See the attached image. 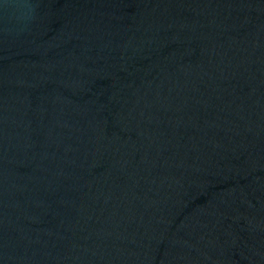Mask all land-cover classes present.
Masks as SVG:
<instances>
[{"label": "water", "instance_id": "water-1", "mask_svg": "<svg viewBox=\"0 0 264 264\" xmlns=\"http://www.w3.org/2000/svg\"><path fill=\"white\" fill-rule=\"evenodd\" d=\"M0 264H264V0H0Z\"/></svg>", "mask_w": 264, "mask_h": 264}]
</instances>
